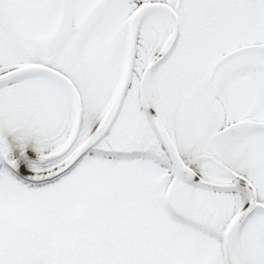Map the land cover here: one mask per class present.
Segmentation results:
<instances>
[{"label":"snow or ice","instance_id":"obj_1","mask_svg":"<svg viewBox=\"0 0 264 264\" xmlns=\"http://www.w3.org/2000/svg\"><path fill=\"white\" fill-rule=\"evenodd\" d=\"M0 264H264V0H0Z\"/></svg>","mask_w":264,"mask_h":264}]
</instances>
